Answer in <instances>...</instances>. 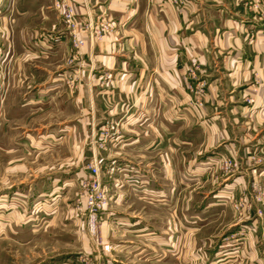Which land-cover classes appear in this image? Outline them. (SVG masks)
Segmentation results:
<instances>
[{"label": "crops", "instance_id": "crops-1", "mask_svg": "<svg viewBox=\"0 0 264 264\" xmlns=\"http://www.w3.org/2000/svg\"><path fill=\"white\" fill-rule=\"evenodd\" d=\"M52 1L0 0V133H24L4 147L98 163L103 254L122 264H264V0H71L112 23L71 63ZM77 66L64 88L57 74ZM230 155V174L206 171ZM69 180L40 177L35 194Z\"/></svg>", "mask_w": 264, "mask_h": 264}, {"label": "rangeland", "instance_id": "rangeland-1", "mask_svg": "<svg viewBox=\"0 0 264 264\" xmlns=\"http://www.w3.org/2000/svg\"><path fill=\"white\" fill-rule=\"evenodd\" d=\"M51 6L54 9L53 1ZM2 54L0 49V59ZM69 56L66 61L71 63L69 59L72 58V53ZM78 66L73 68L75 72L79 71ZM7 75L9 69L0 60V77ZM57 76H62L61 84L64 88L74 86L71 83L72 78L66 73L60 72ZM23 134L8 133L4 136L0 133V194H4L6 186H10L13 192L2 195L4 197L1 198L8 203L5 206L0 204V264H122L103 254L101 219L104 211L97 215L95 232L100 235L101 244L95 241V235L88 224L89 213L82 196L80 181L88 179L87 167L95 162L76 157L77 162L72 165L61 163L59 156L64 151L63 147L62 150L59 147L44 154L35 152V146L27 151L11 148V152L8 147H4V140L12 142ZM213 167L220 169L216 165ZM119 168V171H123L124 167H117ZM210 169L207 168L206 171L214 174L215 170ZM60 174L72 175V180L67 181V186L61 190L56 188L61 184L49 185L50 189L45 191L44 196L37 197L34 191L36 180L43 176ZM205 181L204 179L196 185L207 188L210 181ZM101 182L109 194L110 188L103 180ZM59 190L60 193L56 194L55 191ZM19 191L25 194L24 206L20 204V199L24 196L19 194ZM236 239L237 236L232 240Z\"/></svg>", "mask_w": 264, "mask_h": 264}, {"label": "built area", "instance_id": "built-area-1", "mask_svg": "<svg viewBox=\"0 0 264 264\" xmlns=\"http://www.w3.org/2000/svg\"><path fill=\"white\" fill-rule=\"evenodd\" d=\"M53 7L57 10L61 22L64 25L65 33L67 40L69 41L72 58L69 60L72 61L75 56L78 55V50L85 44L86 40L95 41L100 39L105 33H107L111 29L112 23L109 20L100 19L94 22L92 19L87 17H78L74 13V9L71 3V0H53ZM264 10V8H263ZM57 37L53 38L56 39ZM51 40H53L50 37ZM71 75H67L71 77V83L74 85L73 76L76 73L73 69ZM190 76H195L194 67L189 69ZM189 90L194 94H199L202 92V88H192L189 85ZM195 102H198L195 100ZM107 136V133L104 132V137ZM264 143V142H263ZM254 161H258L256 158L252 157ZM215 163V164H212ZM213 165H216L223 171L224 175L230 174L235 168L237 169L238 163L235 161L232 155L230 156H221L216 160H210L207 164V168H212ZM88 179L81 180L80 186L83 188V199L85 202L86 209L89 213L88 224L91 230L93 231V235H95L94 239L97 243H100V235L96 234L97 231V218L98 213L105 209L108 201L109 194H107L108 189L101 182L99 167L96 163H90L88 165ZM252 173H256V167L253 166L250 168ZM253 199L256 203L264 204V187L258 186L255 188V194ZM242 203L238 202L234 206L238 209ZM257 214H261L262 211L260 208L256 209ZM245 230H249L245 225L241 226L240 231L244 232ZM240 232V233H241ZM103 252H108L110 247L107 244L103 246Z\"/></svg>", "mask_w": 264, "mask_h": 264}]
</instances>
